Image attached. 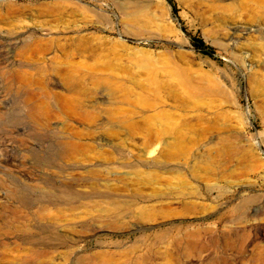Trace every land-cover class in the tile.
Segmentation results:
<instances>
[{
    "label": "rangeland",
    "instance_id": "1",
    "mask_svg": "<svg viewBox=\"0 0 264 264\" xmlns=\"http://www.w3.org/2000/svg\"><path fill=\"white\" fill-rule=\"evenodd\" d=\"M171 2L0 0V264H264V0Z\"/></svg>",
    "mask_w": 264,
    "mask_h": 264
},
{
    "label": "trees",
    "instance_id": "2",
    "mask_svg": "<svg viewBox=\"0 0 264 264\" xmlns=\"http://www.w3.org/2000/svg\"><path fill=\"white\" fill-rule=\"evenodd\" d=\"M167 1L168 3L172 4L171 0H167ZM172 9L175 12V7L173 6V4H172ZM192 44H193V47L197 51L201 52L202 54L207 55V56H213L212 48L206 46L201 39H194L192 41Z\"/></svg>",
    "mask_w": 264,
    "mask_h": 264
}]
</instances>
